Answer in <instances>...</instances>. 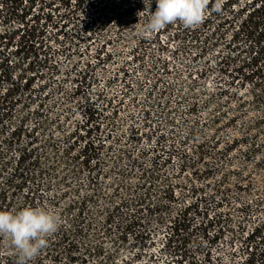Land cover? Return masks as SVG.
I'll return each instance as SVG.
<instances>
[{"label": "rangeland", "instance_id": "rangeland-1", "mask_svg": "<svg viewBox=\"0 0 264 264\" xmlns=\"http://www.w3.org/2000/svg\"><path fill=\"white\" fill-rule=\"evenodd\" d=\"M87 1L82 0L73 9L75 0H71V6L66 5L70 11L57 0L49 4L50 22L63 14L73 18L60 29V39L67 33L83 37L76 38L74 45L67 47V53L54 51L53 58L59 67L55 79L46 86L50 96L47 103L52 110L44 123L36 124L24 105V83L34 73V50L19 43L22 31L17 28L23 29L24 21L44 22V17L37 19L35 14L44 6V0L35 1L25 14L20 12L24 1L12 7L11 1L0 0V31L9 28L17 33L0 46V94L9 91L13 97H19L0 117V211L44 207L60 217L61 225L27 264H135L133 254L137 252L143 264H152V260H147L149 253L156 254L160 263L177 264L176 258L180 256L171 254L165 245L170 232L168 221L189 204L192 206L187 208L186 215L190 222L182 225L181 231L185 236H177L181 244L175 243L182 248L179 254L189 256V260L194 256L198 264H242L246 244H253L249 251L257 253L260 240L258 237L244 244L247 234L255 226L264 231V164L261 168L255 165L257 159L264 157V58L253 61L255 53L243 43H233L228 36L230 41L210 47L205 58L193 61L195 67H205L195 89L207 95L212 92L215 99L239 93L244 102L233 117L226 115L211 123L208 113H201V109L197 114H188L184 108L171 109L174 122L169 125L164 122L166 115L150 107L151 120L145 123L142 108L152 80L149 74L142 73V66L162 55L171 71L178 69L183 75L190 64L189 57L183 58L173 51L177 39L169 36L175 31L172 26L147 38L151 43H147L146 55L135 60L130 49L138 41L136 36L145 22L147 6L145 10H134L131 5L135 0H107L101 4L96 0L95 6L88 7ZM106 15H111V20L98 27ZM94 18L96 23H87ZM128 26L136 32L131 40L122 42ZM103 41L107 44L101 48L103 60L99 62L94 55ZM224 53L231 55L227 59L231 63L229 73L219 70ZM86 63L90 69L88 80L79 84L76 73ZM170 75L167 72L164 81L171 85L168 97L173 101L175 80ZM126 82H132V86L124 87ZM32 84L38 85L39 80ZM157 87H161L160 82ZM114 106L118 110L111 114ZM227 117L233 120L227 122ZM158 141L165 145L173 143L178 148L169 162L159 156L155 165L152 147ZM99 143L106 146L93 148L100 156L86 165V157L81 155L84 145L90 149L100 146ZM253 143L261 145V150L248 154ZM26 147L38 157V166L54 167L52 172L47 168L45 175L35 176L37 182L51 179L49 185L35 190V179L24 183V166L28 175L38 173L36 164H30L34 159L24 164ZM181 158L186 161L180 169ZM141 168L152 171L146 177L151 184L145 188L139 186ZM95 174L97 180L92 185L91 176ZM167 183L173 185L171 195L164 192ZM85 195L90 197L81 216L76 218L77 209L68 205ZM140 197L145 201H139ZM149 205L154 206L150 209ZM106 211L110 212L108 219ZM134 216L142 221L136 229H147L149 236L137 241L132 230L120 240L119 224ZM204 228L209 234L220 228L221 233L206 243ZM97 246H101L102 252L93 250ZM110 252L114 254L111 261L105 256ZM258 253L252 264L261 261ZM0 264H18L16 250L4 237H0Z\"/></svg>", "mask_w": 264, "mask_h": 264}, {"label": "trees", "instance_id": "trees-1", "mask_svg": "<svg viewBox=\"0 0 264 264\" xmlns=\"http://www.w3.org/2000/svg\"><path fill=\"white\" fill-rule=\"evenodd\" d=\"M11 1L10 6L14 7V4L20 3L22 5V1H24V8L21 9V14L24 12L26 13V10H30L33 7V4H35V1L37 0H9ZM51 0H44V6L40 11L35 12L36 18H43L44 22H40L38 20H33L32 22L27 23L24 21V27L23 29L17 28L18 32H21L19 36V43L24 44L25 47H30L34 50V59L32 60V66H33V75H30L29 78L25 80L24 83V105L26 108V112L28 115H32L34 117V123L40 124L44 123L45 120H47V113L51 111V107L47 103V100L49 99V92L46 90V86L48 85L49 80L55 79V75L58 71V63L56 60H54V51L55 53H67V47H72L74 45V42L77 39H82L83 35L78 34L79 37H76V33H67L66 36H63L62 39H60V29L65 26V22H71L73 18L66 16V14L60 15L59 20H53V22H50L52 19V11L49 6V4H55V2H50ZM71 0H57V3L59 5H64V7L70 11L71 8H68L71 6ZM102 1L107 0H99V4L102 3ZM48 2V3H47ZM82 2V0H75V3L73 5V9H76L77 6ZM97 3L96 0H88L87 6H95V3ZM152 8L153 11H155L156 4L155 0H152ZM221 4V10L219 12L214 10V5L217 3V0H209V5L205 13V19L201 24L198 26L192 27V28H185L182 23L175 22L172 24L167 25L164 29H167L169 27H174L175 31L173 33H170L169 36L173 37V39H177V45L175 49L173 50L176 52L179 56L183 58H188L190 64L188 65L185 73H182L175 69L171 71V67L168 64V61L166 58L162 57V55H159V57L154 58L153 60H150V63L145 67V65L142 66L141 71L142 73L149 74L151 77L152 82L148 85V96H146L142 108V116L143 121L145 123L149 122L151 120V115L149 108L159 109L160 114L163 113V115H166L164 118V122L171 124L170 122H174L172 120L173 118L170 115V110H179L184 108V111H186L188 114H197L201 110H203L201 113H208V117L211 121V123L219 122L220 119L226 118V115H231V117L234 116L235 112H238L243 106L242 98H240L239 93H232V95H227L225 97H221V99H215L213 97L212 92L207 95L204 92H200L199 89H195L194 85L197 84L199 76H201L205 72V67L197 68L194 66L193 61L200 58H205V54L207 52V49L213 46H217L222 41L227 42L230 40H227V37L231 36V40L233 43L239 42L240 44L243 43L247 48L251 49L252 53H255L252 57V60L257 59V57L264 58V0H219ZM48 4V5H47ZM148 4V0H135L133 1L131 7L134 10L137 9H146V6ZM67 5V6H66ZM100 7V5L98 6ZM130 7V8H131ZM16 9L19 8L15 7ZM48 8L47 10H45ZM65 9V10H66ZM110 12V11H109ZM108 12V13H109ZM113 13V11H112ZM114 15H117L115 13ZM111 20V15L103 16V19L100 20L98 27L107 24ZM87 23L94 24L96 23V19H91L90 21H87ZM50 24V25H49ZM125 24V23H124ZM122 25V23H121ZM48 26H50L51 30H48ZM129 28V26H128ZM55 29V31H54ZM87 31V28H86ZM136 31L133 30V28H129V31L124 35V37L121 39L122 42H127V40H131L133 35ZM158 32V31H157ZM156 32V33H157ZM16 31H12L9 28H5L4 30L0 31V46L2 42H6L13 39L16 35ZM90 34V33H88ZM138 41H135L134 46L130 49L132 53V57L135 60H142L143 56L146 55V49H147V43H151V41L147 40V38H143L141 36H136ZM77 38V39H76ZM87 38V37H84ZM4 39V40H3ZM109 40V39H108ZM56 42L57 44L54 46L52 43ZM107 44V41H103L101 43V46L96 49V55H94V58L101 62L103 60L100 57L101 48ZM227 44V43H225ZM164 45L160 44V47ZM2 48H0L1 53ZM107 55V53H106ZM108 56V55H107ZM231 55L229 53L221 54L222 61L221 65L219 66V70L221 72H228L230 70V64L227 59H229ZM124 58V57H122ZM2 61V59H0ZM90 64V63H89ZM1 65V63H0ZM86 67V69H85ZM84 69L79 70L76 73L77 76V82L79 84L84 81L86 82L88 80V76L90 73V69H88V64H85ZM36 68V70H35ZM167 72L171 73V77L175 80L174 87H175V93H174V100L172 101L168 96L170 95L171 85L164 81L165 74ZM145 76V75H144ZM91 78V76H90ZM89 78V80H90ZM38 79L39 84L33 85L32 81ZM157 81V82H156ZM161 84V87H157V83ZM58 86V85H57ZM132 86L131 83H124V87ZM157 88V90H156ZM10 90V89H8ZM147 90V89H146ZM223 90V89H222ZM220 90V91H222ZM174 92V90H172ZM137 95L134 96V98L137 99ZM235 98V99H234ZM113 99V97H112ZM19 100V97H13L9 91H5L0 94V117L5 115V112H8L14 104L17 103ZM234 101V102H233ZM264 102V101H263ZM182 103V104H181ZM180 106V107H179ZM213 106V107H212ZM209 109L211 112H208ZM118 108L117 106H114L112 108L111 114H116ZM231 117H227V122H231L233 120ZM107 118V117H106ZM107 123H111V121L106 120ZM113 121V119H112ZM205 122V121H204ZM106 135L111 136V131L109 130V133H106ZM149 135H147L148 137ZM233 141H231L232 144ZM105 143H99L100 146H92L90 149L88 146L84 145L82 149L81 155H84L86 157L85 164L87 165L88 162L91 159H96L99 157V153L97 154L95 152L96 150H99L100 147H105ZM110 146V145H107ZM231 146V145H230ZM95 148V149H93ZM178 147L174 145L173 143L169 145L163 144L161 141H158L154 146L152 147L153 151L155 152V157L153 163L157 164V157H162V159L166 162L170 161V158L173 156V153L176 151ZM229 148H226L228 150ZM257 150H261V145L259 144H252L250 149L247 151V153L256 152ZM31 150L27 147L24 149V164L27 162L30 158L31 160L34 159V161L30 162V164L35 163L36 169L38 173L34 172L33 175H28V172L25 169L24 166V183L27 180H30L29 178L35 179L36 182H32V188L35 190L38 189L39 186H44L45 184L49 185L50 180L45 181H39L37 182V177H41L42 175H45V172L47 171V168L50 170V172L54 171V167L52 165H48L46 169H44L41 166H38V157L31 155ZM93 152V153H92ZM163 155V156H161ZM185 161L183 158H181V164L180 169L185 166ZM96 161L95 165L97 164ZM99 164V163H98ZM97 164V165H98ZM264 164V157L262 159H257L255 161V165L257 167H262ZM98 168V167H97ZM94 168L89 169L94 170ZM141 176L140 178L142 181H140L139 186H143L144 188L147 185L151 184L150 180H147L146 177L148 173L147 170L144 168H141ZM49 172V173H50ZM154 172V170H153ZM21 174V173H20ZM95 180H97V174L95 176H91V184L94 185ZM166 190L165 193L171 195L173 192V185L172 183L166 184ZM94 190V189H93ZM31 192V191H29ZM90 197V195H85L84 197H81L80 199H77L73 202V204H69L68 206L76 208L77 214H75L76 218H79L81 216V213L83 212V205L85 204L86 200ZM145 201L144 198H139V201ZM76 204V206H74ZM122 204H125V201H122ZM121 206V205H120ZM154 205H149L150 209ZM192 206L191 204L184 206L183 210L180 211L178 216L172 220L169 219V229L170 232L168 237L166 238L165 245L168 246L169 252L171 254H177L180 256V258L177 259V264H198L196 258L193 256H190L191 259L189 260V256H183L179 254V251L182 249L180 245L181 239H177V236L181 235V231H183L185 223L189 224L190 219L187 217V208ZM196 207V206H194ZM106 218H110V212L106 211ZM73 220V219H72ZM141 218L134 216V217H128L125 221H122L119 226L121 228L119 229V235L120 240H123L124 237H126V234L131 232L132 230H135L134 237L138 241V239H146L149 236V231L147 229H136V227H141ZM188 226V225H187ZM261 226H255V228L251 231V233L247 234L245 241L243 242L245 244L246 240L251 241L254 238L259 237V242L256 248L258 250L256 251L258 255L260 256V260H256L257 264H264V231ZM137 230V231H136ZM204 230V235L206 237V243H210L211 241H214L216 237H218V234L221 233V229L219 228L217 231H214L213 234H209L206 228ZM182 236H185L183 233ZM255 241V239H254ZM176 242H179L178 244H175ZM260 243V244H259ZM253 248V244H249V242L246 244V249H244V252H246L245 259L242 264H247L248 262L252 264L253 260L255 259V255L257 253L249 251V248ZM97 253L102 252L101 246H97L94 248ZM260 250V251H259ZM105 256H107V259L110 261L113 259L114 254L113 252L107 253ZM133 256L137 259V262L135 264H143L142 259H140L139 253L133 254ZM147 256V260H152V264H163L160 263L159 260H157V256L154 253H149ZM187 258V259H186ZM124 264H128L127 261H125ZM149 264V263H148ZM166 264H175L171 262H166Z\"/></svg>", "mask_w": 264, "mask_h": 264}, {"label": "clouds", "instance_id": "clouds-1", "mask_svg": "<svg viewBox=\"0 0 264 264\" xmlns=\"http://www.w3.org/2000/svg\"><path fill=\"white\" fill-rule=\"evenodd\" d=\"M148 0L145 22L137 35L150 38L167 25L180 22L185 28L198 26L205 19L209 0H155V11ZM144 10V9H143ZM219 12V0L214 5ZM60 217L44 207L26 206L13 211H0V237L16 250L18 264H27L46 245L47 239L60 227Z\"/></svg>", "mask_w": 264, "mask_h": 264}]
</instances>
